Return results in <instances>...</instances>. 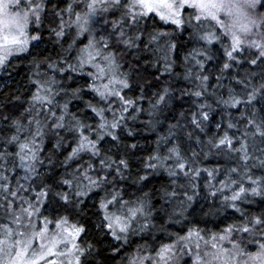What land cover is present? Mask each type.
Segmentation results:
<instances>
[{"label":"snow or ice","instance_id":"obj_1","mask_svg":"<svg viewBox=\"0 0 264 264\" xmlns=\"http://www.w3.org/2000/svg\"><path fill=\"white\" fill-rule=\"evenodd\" d=\"M264 8V0H233L225 4L223 0H85L87 11L75 13L72 4H69L65 11L75 15V21L69 20L68 27H74L75 33L71 37L72 43L64 51L68 55H62L59 60L52 61L46 58L44 61L36 62V78L32 83L36 86V91L29 102L27 125L19 121H13L12 126L15 133L7 138L4 143L15 145L17 151L15 157L19 160V167L25 173L23 179L34 180L39 176V166L44 165V159L40 153L43 150L45 137L56 138L55 148L64 147V141L68 136L62 135L66 132L71 136L75 146L65 157V162L83 160L88 157L84 164L76 170L74 181L64 179L62 183L69 188H75L74 193H58L59 198L65 204L73 203L71 195L77 198L87 197L89 193L103 191L105 194L99 202V209L103 215L102 228L106 227L114 240L127 242L132 234H145L151 232L155 227L153 221L154 206L148 202V194L143 197L137 196L135 200H124L121 192L115 190L116 177L125 179V173L129 168V162L125 158L113 159L110 155H103L100 146L101 141L110 137L111 141H118V130L122 129L129 118L136 119L142 109L135 108V101L122 95L124 89L131 87L128 74L121 72V65L117 57L111 51H106L111 47L110 39L116 36L117 42L125 48L137 46V42L143 43L140 29L141 21L149 14L154 13L159 19L175 29L185 30L191 28L192 39L200 47L185 58V64L191 61L195 63L191 67L185 68L184 79L191 84L190 90H183L182 96L194 97L193 103L196 111L191 118V131L187 133V139L192 140L196 136V143L201 144L199 132L205 130L206 124L211 120L213 110L209 101L208 80L209 76L204 75V61L212 58V47L216 43H222L221 35L214 29L219 28L222 35L230 38L231 46L225 47L227 60L221 68V75L217 77L218 86L223 73L228 71L232 64L230 61L237 60L235 53L242 51V46L257 48L260 55L264 56V13L255 14L257 7ZM44 0H0V68L6 66L9 57L20 56L28 52L29 45L41 40L40 35L29 33V25L35 23L37 28L42 23V14L45 12ZM192 9L193 12L186 18L184 12ZM250 10V11H249ZM120 12V19L112 22V32L107 36L101 35L99 38L96 25L98 13ZM235 15L236 20L231 24H225L220 19V13ZM242 19L243 22H240ZM107 23V21H106ZM254 30L260 33V39L245 40L241 34L247 35ZM57 42L65 37V23L54 30ZM170 34L159 32L151 36L149 44H154V51L163 54L165 61V72L171 75L173 62L170 60V53L177 47L163 38ZM84 37L86 39H81ZM67 42V41H65ZM83 45V47H80ZM63 47V45H61ZM72 53H75L72 56ZM203 59H200V58ZM74 61V62H72ZM255 63V61H252ZM47 64L51 72L41 73L39 68L42 64ZM67 65V67H65ZM56 73L61 77L72 73L87 76L89 80L86 85H81L71 91V96L83 99L85 92L91 93L95 102L85 101V108L93 114L94 124L86 123L85 120L71 115L68 119V102L59 104L57 96L66 89L58 83ZM159 79V77L157 78ZM242 83V81H237ZM170 85L165 86L156 94L155 102L152 104L153 113L160 111L161 106L166 105L174 97L170 94ZM247 88V85L245 86ZM215 97V104L222 106L225 110L235 109L243 104L246 107L254 102H264V84L259 88L253 87L250 92L237 96L231 87L228 88L227 98L223 93L211 94ZM246 97V98H245ZM115 105H118L116 107ZM56 109H59L57 114ZM131 109V111H130ZM108 113H111L109 118ZM127 114V115H126ZM245 127V139L240 142V147L233 146V140L227 132L218 139L210 138L206 147L208 152L213 149L226 151L228 154H236L237 163L224 174V179L220 182L221 187L215 190L210 189V195L216 196L217 192L225 193L230 191L231 195H224L223 207L232 208L235 212H241L238 204L249 202V197L264 198V176L256 177L250 174V169L255 164L249 162L254 159L250 147H255L256 137L264 143V118L259 122L256 119L255 111L251 118L247 120ZM236 125L228 122L229 129ZM199 130V131H197ZM133 133L128 131V135ZM181 125H173L168 130V135L161 137L156 153L149 156L146 168L155 170L164 169L168 176L172 178L173 185L177 184V179L183 174L188 180L187 185H179L184 189V200H178L176 188L164 192L167 203L172 205L171 212H165L169 223H180L184 217L187 202L194 199L196 195L192 181L199 175L201 169L196 167L200 153L193 151L191 157H185L181 151L183 141L180 139ZM23 136V139H21ZM248 139H252L250 146ZM170 144L167 154L161 155L159 144ZM202 145V149H203ZM135 147V145H132ZM264 153V149H260ZM7 150L0 153V160L8 158ZM207 155V153H204ZM99 160V168L95 167L94 161ZM168 161H173L169 166ZM259 164L264 167V160ZM209 172V176L214 178V173ZM109 176L112 179H109ZM8 177L0 174V192L11 195L14 199L8 204L6 214L10 217L8 224L0 223V264H57V260H49L48 257H64L67 264H84V257L89 253L88 248L81 247L77 243L80 234L85 230L77 225H69L66 217L49 219L41 211V205L48 196L47 191H40L36 194L35 201L20 195L27 191L23 184H19L15 191H12L7 184ZM147 180V176H138L134 183H141ZM191 187V191L189 188ZM109 188H113L109 191ZM138 191H142L139 188ZM16 198L19 199V209L13 208ZM80 201L77 200L76 203ZM115 208V211H111ZM41 217L43 219L41 220ZM54 225V228H49ZM264 231V214L259 217H252L242 225H228L222 233H213L209 238L204 234V230L188 226L186 235H177L171 243L161 244L159 248L139 247L128 259V264H181L183 257L191 259V264H241L239 257H243L245 249L242 243L237 242L236 233H240V241L244 240L243 234L255 237L258 233L257 227ZM170 236L172 234H169ZM200 241L204 242L201 248ZM249 243L252 241L249 240ZM38 244V247L34 246ZM226 243L231 244V249L225 247ZM195 247L196 251L192 249ZM261 249L255 255H249L251 264H264V242L259 244ZM211 249V250H209ZM155 253L152 255L151 253ZM147 253V254H145ZM59 264H64L60 261ZM183 264H188V260H183Z\"/></svg>","mask_w":264,"mask_h":264},{"label":"trees","instance_id":"obj_2","mask_svg":"<svg viewBox=\"0 0 264 264\" xmlns=\"http://www.w3.org/2000/svg\"><path fill=\"white\" fill-rule=\"evenodd\" d=\"M44 2L46 7L42 14L41 25L38 28L35 23L29 25V28L32 26L36 31L32 35H40L41 40L30 44L28 52L6 62L5 72L8 76L5 80H8L0 87V153L7 150L9 155L6 160H0V174L8 177L7 184L12 191L17 189L18 182L23 184L28 190L21 192L20 195L29 199L33 197V201H35L38 192L47 191L49 194L41 205L44 215L49 219L66 217L70 225H77L85 230L77 239V243L81 247L88 248V245H91L90 254L83 258L84 264H128L129 257L139 247L145 246L151 249L159 248L161 244L171 243L177 235H186L188 226L203 229L204 234L210 238L213 233H222L228 225L239 226L252 217L264 214V198L249 197V202L238 204L241 212H235L232 208L222 206L224 195L230 196V191L217 192L215 197L210 195V189L215 190L221 187L220 182L224 179V174L236 165L237 160L236 154H228L226 151H217L216 149L208 152L206 147L210 138L218 139L227 132L233 140V146L239 148L240 142L245 139V127H251L247 125V120L251 118L252 112L255 111L258 122L264 118V102H254L249 107L240 104L235 109L225 110L222 106L215 104V97L211 95L213 92L223 93L227 98L229 87L237 96L250 92L253 87L259 88L261 84H264V56L260 55V50L257 48L242 46V51L234 54L239 63L230 61L232 67L223 73L222 79L219 81L220 86H218L217 77L221 75V68L227 60L224 50L225 47L230 48L231 45L228 39L222 35L220 29H214L221 35L222 43H216L212 47V58L204 61L205 71L203 73L209 76L208 102L212 103L213 110L211 120L206 124L205 130L199 132L201 144H197L196 136H193L190 141L187 139L188 131L193 128L191 125L192 114L197 110L193 103L195 98L181 95L183 90H190L192 87L184 79V74L185 68L191 67L195 63L191 61L188 65L185 64V58L190 57L197 43L192 39L193 30L175 29V26L163 24L156 18H153L150 24L149 16H146L140 23L143 43L138 41L137 46L125 48L123 44L117 42L116 36H112L109 41L111 47L106 51L115 54L121 65V72L128 74L131 85L129 89L123 90L122 95L133 99L135 108L143 111L139 112L136 119L129 118L124 127L118 130V141L114 142L110 137H106L104 141H101L100 146L103 149V155H110L115 160L119 158L128 160L129 168L125 173V179L116 177L115 190L121 192L124 200H135L137 196L143 197L145 193L148 194V202L154 206L153 215L156 216L153 221L155 227L152 231L145 234H132L128 237L127 242H124L114 240L106 227H98L99 221H103V215L99 209L100 199L105 194L103 191L89 193L87 197L80 198L72 194L73 203L71 204H65L59 198L58 193H74L75 188H69L62 183V180L68 179L75 183L73 174L81 165L86 167L84 161L88 159L85 156L83 160L65 162V157L75 146L71 136L66 132H63L62 135L68 136V139L63 142L64 147L60 149L54 147L56 138L45 137L43 150L40 153L41 158L44 159V165L42 167L38 165L39 176H36L34 180L23 179L18 167V159L14 155L17 148L15 145L4 143V141L15 133V128L12 126L13 121H19L24 125L28 123L29 117L26 109L29 108V102L36 91V86L32 83V80L36 78V62L44 61L46 58H50L52 61L59 60L62 55H68L64 50L72 43V36L68 29H65V37L61 38L60 42H57L54 30L58 28V16L64 17V10L69 4L75 6L76 0H44ZM257 10L264 13V8L258 6ZM119 19L120 12L101 16L98 19L100 25H96V30L99 33L97 38L101 35L107 36L112 32V22ZM103 21L105 22L103 23ZM159 32L169 33L170 35L163 39L177 45L169 54L170 60L173 62L171 75L165 72L163 54L154 51L155 45L148 43L151 36ZM254 39L259 40L260 37ZM82 46L80 45V47ZM74 55L75 53H72V56ZM253 60L255 63L252 62ZM39 71L52 75L46 63L40 66ZM74 74H70L71 78H69V74H65L63 77L58 76L56 87L62 86L69 95H65L63 91V94L57 96L56 100L61 105L68 102V113L70 114L68 119H71V115H76L86 123L94 124L93 114L85 108V101L95 102L93 95L85 92L83 99H77L70 95L73 89L84 85V83L81 84L73 79ZM158 77L159 79H157ZM237 81H242V83L238 84ZM168 85L171 86L170 94L174 98L166 105L161 106L160 111L153 113L152 104L155 102L156 94ZM115 106L118 107V105ZM56 111L59 114V109ZM108 116L110 118L111 113H108ZM229 121L236 126L229 129L227 127ZM178 122L181 125L180 139L183 141L181 151L185 157H191L193 151L200 153L196 167L201 171L192 181L196 195L192 201L187 202L184 217L180 223H169L165 212H171L172 205L166 202L164 192L176 188L179 194L177 199L184 200V189L179 185H187L188 180L181 174L177 179V184L173 185L172 178L168 176L167 171L164 169L154 171L146 168L145 164L149 162V156L156 153L157 142L160 138L167 136L169 128L177 125ZM128 131L133 134L129 136ZM254 139L255 147L249 149L253 153L254 159L249 163L256 166L250 169V174L260 177L264 176V167L259 164L260 160H264V153L260 151V149H264V143H261L258 137ZM247 142L251 146L253 140L248 139ZM202 145H204L203 149ZM168 147L171 145L159 144L161 155L167 154ZM94 164L96 168H99V160H95ZM168 164L171 166L173 161H168ZM213 170H217L214 173V178L208 174ZM141 175L147 176V180L139 184L134 183ZM109 179L111 180L112 177L109 176ZM139 188H142V191H138ZM112 190L113 188H109V191ZM189 191H191V187ZM13 199L11 195L0 192V223L2 224H8L10 217L6 214V209ZM77 200L80 202L76 203ZM19 207V199L16 198L13 208L18 210ZM110 210L115 211L116 209L111 208ZM42 219L43 217H41ZM256 231L258 234L255 237L243 234L242 242L239 239L241 234L236 233L237 242L242 243L245 253L253 254L261 251L259 244L264 242V231H261L259 226ZM249 240L252 242L249 243ZM252 248L255 250L247 251ZM151 254L155 255L154 252ZM189 259L187 256L183 257L181 264L183 260Z\"/></svg>","mask_w":264,"mask_h":264},{"label":"rangeland","instance_id":"obj_3","mask_svg":"<svg viewBox=\"0 0 264 264\" xmlns=\"http://www.w3.org/2000/svg\"><path fill=\"white\" fill-rule=\"evenodd\" d=\"M223 2L225 3V4H228V3H231V2H233V0H223ZM73 8H75V9H73L74 10V12L75 13H83L84 11H87V9L85 8V0H76V2H75V6H73ZM250 11V10H249ZM193 12V10L192 9H188L186 12H184V16L187 18L188 16H189V14L190 13H192ZM109 13H98L97 14V17H96V19L98 20L101 16H103V15H105V16H107ZM64 17H62V16H58V22H57V25H58V27L61 25V23L62 22H64L65 23V29L67 30L68 29V32L70 31V34H71V36H73L74 35V33H75V28L74 27H68L67 26V22L69 21V20H71V21H75V15H69L68 14V12L67 11H65L64 10ZM147 16H149V18H150V24L152 23L151 21H152V19L153 18H156L159 22H161V23H163V24H166V23H164V22H162L160 19H159V17H157L154 13H149ZM220 19H222L224 22H226V23H228V24H231V23H233V21L234 20H236V17H235V15H233V16H229V15H227L226 14V12H221L220 13ZM105 21H103V23H104ZM240 22H243L242 21V19H241V21ZM149 24V25H150ZM99 25H100V23H99ZM174 26V25H173ZM188 29H191V28H188ZM219 29V28H218ZM29 31H30V34H33V33H35L36 31L35 30H33V28H32V26H30V28H29ZM221 31V30H220ZM227 39H228V41H229V43H230V45H231V41H230V38L229 37H227V36H225ZM224 38V37H223ZM81 39H85L84 37H81ZM252 39H254V38H252ZM87 41L85 40V43H86ZM83 47V46H82ZM200 47V45L198 44V43H196L195 44V49H198ZM17 56H13V57H9V59H14V58H16ZM8 59V60H9ZM8 76V74L5 72V67H3V68H0V79H3V81H0V87H1V84L3 83V84H5V82L8 80V79H6L5 80V78ZM58 76H60V74H58L57 76H56V78H58ZM73 79L74 80H76V82H81V84H83L84 83V85H86V82L89 80V78L85 75V76H81V75H77V74H74V76H73ZM61 93L63 94V91H61ZM18 159V158H17ZM18 167H19V160H18ZM19 169L21 170V173H22V178L25 176V173H24V171H23V169L21 168V167H19ZM230 195H231V192H230ZM27 199H29V198H27ZM94 199V198H93ZM30 200H34V198L32 197ZM90 201L92 202V199H90ZM104 222L102 221V220H100L99 221V224H98V227H102V224H103ZM70 225V224H69ZM49 228L51 229V228H54V225H49ZM200 244H201V248L203 249L204 248V242L203 241H200ZM34 246H36V247H38V244H35L34 243ZM225 247H227L228 249H231V245H229V244H225ZM209 250H211V249H209ZM251 250H255V248H252V249H248L247 251H251ZM192 251L193 252H195L196 251V249H195V247H193V249H192ZM258 252H260V251H258ZM258 252H256V253H253V254H249V253H246L243 257H239L238 259H240V261H241V264H251V262H249V255H255V254H257ZM48 259L49 260H57V264H59V262L60 261H64V264H67V261H66V259L64 258V257H48ZM42 264H43V262H42ZM183 264V263H182ZM188 264H191V259H189L188 260Z\"/></svg>","mask_w":264,"mask_h":264},{"label":"clouds","instance_id":"obj_4","mask_svg":"<svg viewBox=\"0 0 264 264\" xmlns=\"http://www.w3.org/2000/svg\"><path fill=\"white\" fill-rule=\"evenodd\" d=\"M258 9V7H257ZM255 9L254 10V13L255 14H259L260 12H258V10ZM262 23H264V21H262ZM225 24H228L225 22ZM242 35V38L245 39V40H251L252 38H255V37H259L260 33H258V31L254 30L252 33H249L247 35H244V34H241Z\"/></svg>","mask_w":264,"mask_h":264}]
</instances>
